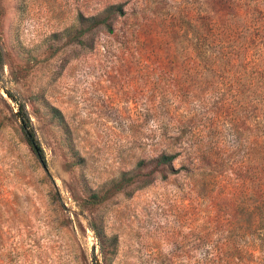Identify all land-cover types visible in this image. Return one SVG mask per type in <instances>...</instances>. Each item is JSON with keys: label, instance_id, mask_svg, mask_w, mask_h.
Returning <instances> with one entry per match:
<instances>
[{"label": "rangeland", "instance_id": "374dc122", "mask_svg": "<svg viewBox=\"0 0 264 264\" xmlns=\"http://www.w3.org/2000/svg\"><path fill=\"white\" fill-rule=\"evenodd\" d=\"M0 50V264H264V0H0Z\"/></svg>", "mask_w": 264, "mask_h": 264}, {"label": "trees", "instance_id": "16d2710c", "mask_svg": "<svg viewBox=\"0 0 264 264\" xmlns=\"http://www.w3.org/2000/svg\"><path fill=\"white\" fill-rule=\"evenodd\" d=\"M111 9L113 10V13H117L120 15L123 13V9L121 6L111 7L109 10L112 13ZM109 17L110 15L106 16L105 18L99 21L105 22L106 20H108ZM1 65H2V54L0 50V66ZM5 93L17 105L16 116L18 117L19 127L23 135L25 136L28 146L34 152L35 156L40 161V163H42V165L45 166L44 152L36 137V133L32 126V123H31V120H30L25 104H23L22 102H19L15 98L14 94H12L10 91L5 90ZM174 158H175L174 155H170V156L161 155L157 159V163L170 164ZM262 160L264 161L263 156H262ZM261 184H262V187L259 190L258 205L255 207V210L257 213L254 215L258 219L257 220L252 219L251 214L253 213V210H252L253 208L250 204L245 206L244 215L247 217V228L246 229H251L255 227L254 231L255 233H257L255 240L258 241L259 245H264V181ZM253 246L256 247V245H253ZM222 261L226 264H242V260L238 258H233L232 256H226L224 259H222ZM248 263L260 264V263H256L253 260L249 261L248 259H246L245 264H248Z\"/></svg>", "mask_w": 264, "mask_h": 264}]
</instances>
